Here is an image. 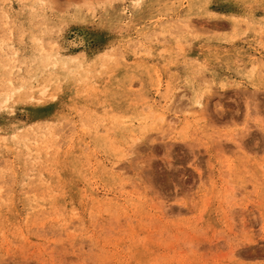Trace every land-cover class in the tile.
<instances>
[{
    "label": "rangeland",
    "instance_id": "374dc122",
    "mask_svg": "<svg viewBox=\"0 0 264 264\" xmlns=\"http://www.w3.org/2000/svg\"><path fill=\"white\" fill-rule=\"evenodd\" d=\"M0 264H264V0H0Z\"/></svg>",
    "mask_w": 264,
    "mask_h": 264
},
{
    "label": "bare ground",
    "instance_id": "6f19581e",
    "mask_svg": "<svg viewBox=\"0 0 264 264\" xmlns=\"http://www.w3.org/2000/svg\"><path fill=\"white\" fill-rule=\"evenodd\" d=\"M196 2V1H195ZM205 5V4H204ZM200 9V8H199ZM205 9V8H204ZM195 10V9H194ZM206 10V9H205ZM58 53V52H57ZM59 54V53H58ZM95 63V62H94ZM253 70L255 69V66L252 67ZM70 76V75H69ZM10 96V95H9ZM8 98V97H7ZM197 105H201V100H197L195 102ZM192 110V109H191ZM195 110V109H194ZM196 111V110H195ZM162 121L164 123L163 125V128L164 129H168L170 131H173L175 129V127L177 126V122L174 121V118L173 119H169L168 117H163L162 118ZM17 133V132H16ZM105 133V132H104ZM169 133V132H168Z\"/></svg>",
    "mask_w": 264,
    "mask_h": 264
}]
</instances>
